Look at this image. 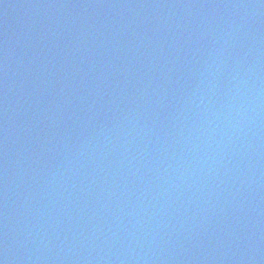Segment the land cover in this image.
I'll return each instance as SVG.
<instances>
[{
  "label": "water",
  "instance_id": "obj_1",
  "mask_svg": "<svg viewBox=\"0 0 264 264\" xmlns=\"http://www.w3.org/2000/svg\"><path fill=\"white\" fill-rule=\"evenodd\" d=\"M132 264H264V0H143Z\"/></svg>",
  "mask_w": 264,
  "mask_h": 264
},
{
  "label": "snow or ice",
  "instance_id": "obj_2",
  "mask_svg": "<svg viewBox=\"0 0 264 264\" xmlns=\"http://www.w3.org/2000/svg\"><path fill=\"white\" fill-rule=\"evenodd\" d=\"M0 264H2V262H0Z\"/></svg>",
  "mask_w": 264,
  "mask_h": 264
}]
</instances>
